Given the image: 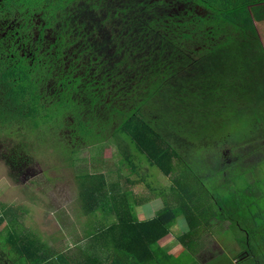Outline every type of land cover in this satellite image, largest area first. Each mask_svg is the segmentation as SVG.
I'll list each match as a JSON object with an SVG mask.
<instances>
[{
    "label": "trees",
    "instance_id": "1",
    "mask_svg": "<svg viewBox=\"0 0 264 264\" xmlns=\"http://www.w3.org/2000/svg\"><path fill=\"white\" fill-rule=\"evenodd\" d=\"M0 131L53 134L64 154L110 136L131 173L132 145L169 178L164 209L137 222L122 182L77 176L82 214L116 223L99 232L108 261L81 254L73 264H146L179 216L184 238L244 218L237 242L249 252L237 259L264 264L260 209L249 215L243 192L208 196L228 188L231 169L248 174L264 160V0H0ZM30 145L4 162L22 171ZM10 232L0 264H70L23 226Z\"/></svg>",
    "mask_w": 264,
    "mask_h": 264
},
{
    "label": "rangeland",
    "instance_id": "2",
    "mask_svg": "<svg viewBox=\"0 0 264 264\" xmlns=\"http://www.w3.org/2000/svg\"><path fill=\"white\" fill-rule=\"evenodd\" d=\"M22 133L23 136L19 133L9 135V133L0 131V216L3 219L0 230L6 227L0 233L1 242L4 241V237L10 231V233H18L23 226L25 231L36 236L37 240L47 247L52 250L53 248L60 250L66 245L68 234L66 228L69 224L66 220L72 216L73 219L78 216L79 225L84 224L86 232L95 229L97 223L94 222V215H87V217L82 218L77 176L102 172L109 183L122 182L123 186L132 187L134 186L132 181L138 182L137 191L142 190L143 186H140L142 182L154 183L155 185L160 182L161 186H168L166 179L168 177L165 178L155 167L150 166L146 158L136 152L132 145L130 148L135 155L133 159L137 166L138 175L131 173L130 168L119 155L115 140L110 136L102 143L82 147L75 153L64 154L62 151H65V147H59L53 134L49 137H42L40 133H37V137H34L31 134ZM22 141L28 145L31 144L29 149L30 164L24 165L22 171L16 172L4 162L2 155ZM193 159L187 158L191 164L194 162ZM143 175L147 179L144 177L141 181L139 177ZM151 175L152 177H150ZM227 177H229L228 188L221 190L217 185H214V188L209 189L208 196L213 198L217 197L216 195H222L229 198L230 194L226 190L235 193L243 192V196L246 198L244 203L248 205L249 215L254 213L255 206H257V209H260V211L257 210V213L261 212V214L256 221L258 224H264V160L248 174L243 175L241 173L238 175V170L231 169L228 171ZM250 188L261 191L262 194L258 200L250 195ZM242 189L247 190L246 196ZM130 196L134 195L130 194L129 198ZM133 200L135 199L133 198ZM236 221H239L238 224L242 225L243 228L238 227V225L230 227L229 223V230L220 234L219 239L222 243L224 240L236 239L237 241L243 237L242 230L246 227L244 218L236 219ZM75 227L77 226L75 225ZM225 228L226 224H219L217 233ZM175 231L177 232V230ZM50 238L52 240H49ZM227 249L224 253L225 256L219 257L217 264H252L253 260L240 261L237 259L238 255L249 252L248 244L240 246L238 242L237 244L227 243ZM261 254H264V250Z\"/></svg>",
    "mask_w": 264,
    "mask_h": 264
},
{
    "label": "crops",
    "instance_id": "3",
    "mask_svg": "<svg viewBox=\"0 0 264 264\" xmlns=\"http://www.w3.org/2000/svg\"><path fill=\"white\" fill-rule=\"evenodd\" d=\"M98 173L105 176L102 172ZM134 174L138 175V172ZM146 175L148 176V173ZM144 177L146 176L143 175L139 179L142 181ZM166 179L168 181L167 187L161 186L160 182L158 185L142 182V185H139L143 187L139 191H137L138 182H131L134 186L128 187V191L134 195L132 197L135 200L131 197V210L137 222L151 220L164 209V202L165 200L169 201L168 195L171 194L170 181L169 178ZM105 180L108 186H116L115 188L117 189V182L109 183L106 176ZM113 193H117L116 190ZM81 215L82 218L87 217L83 214ZM90 215H94V222L97 223L95 229H92L91 232H86L84 224L82 226L79 225L78 216H75V219L72 216L66 220L69 224H67L66 228V233L68 234L65 247H61L60 250L53 248L55 253H65L70 264H73L74 262L71 261L77 259L81 254L96 256L103 261H108L113 256V248L107 245V242L100 236L99 232L115 224V216H107L101 212H95ZM210 221L208 227L202 232L184 238L183 236L188 231V226L183 216L177 217L175 223L168 229V234L160 238L152 246V259L146 264H217L219 257H224V253L228 250L227 243L237 244V241L236 239L224 240V243H222L219 237L220 234H224L229 230V222H221L216 219ZM219 224H226V228L224 230L221 229V232L217 233ZM214 226L215 228L213 229ZM49 240L52 239L50 238ZM121 256L125 257L124 255Z\"/></svg>",
    "mask_w": 264,
    "mask_h": 264
}]
</instances>
